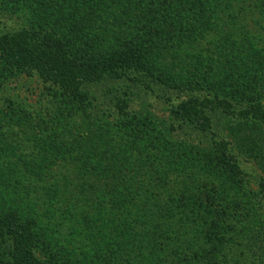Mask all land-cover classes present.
Segmentation results:
<instances>
[{
	"label": "rangeland",
	"instance_id": "rangeland-1",
	"mask_svg": "<svg viewBox=\"0 0 264 264\" xmlns=\"http://www.w3.org/2000/svg\"><path fill=\"white\" fill-rule=\"evenodd\" d=\"M8 1L0 8L12 14L1 15L0 28L19 27L13 14L21 12L35 30L67 35L48 1ZM72 19L94 54L136 43L149 23L161 28L174 19L182 34L153 40L148 63L156 82L98 86L76 99L34 73L0 70V210L25 211L45 260L124 264L126 249L144 246L153 262L156 248L167 247L160 236L174 230L167 227L173 211L189 247L203 246L199 264H229L239 243L263 252L264 117L246 115L245 101L251 83L264 85V0L112 1ZM196 80L201 91L192 90ZM192 98L202 124L183 117ZM255 100L264 108V91ZM222 162L233 163L235 178ZM224 210L238 232L218 241L212 233ZM95 229L92 246L86 236ZM169 254L157 264L169 263ZM257 261L264 264V255Z\"/></svg>",
	"mask_w": 264,
	"mask_h": 264
},
{
	"label": "trees",
	"instance_id": "trees-1",
	"mask_svg": "<svg viewBox=\"0 0 264 264\" xmlns=\"http://www.w3.org/2000/svg\"><path fill=\"white\" fill-rule=\"evenodd\" d=\"M3 1L7 0H0V2ZM112 1L119 3H134L135 0H46L47 4L45 3V5L47 12L48 10H51V12L54 13V18H65L62 28H67V35L65 37L62 35L63 32L59 33L58 36L51 30H47V28L35 30L33 27L27 25L25 22L26 17L23 13L19 12L13 14V17L17 19V22L20 23L21 21V23L20 26L16 28H0V70L3 71V74L17 73L20 75H29L34 73L43 83L50 87L58 88L61 95L67 96L69 99L82 97L86 93L93 94V90L89 89L98 86H114L126 81L129 83L132 82L135 87V85H139V82H145V79H148L146 84L156 82V77L152 79L153 81L150 80V72L152 69H150L151 67L148 63V59L149 55L152 54L151 44H153V40L159 34L164 35V37L168 32L182 34L180 25H178V22L174 21V19H171L169 24H166L161 28L159 26L157 27L156 23H149L146 27V33L140 35L138 38V41L142 42L138 43L137 41L132 44L129 42V44H126V46L121 49L118 48L105 54H94L90 50L92 45L86 40V38H83V36H86L83 32L82 26L79 22L76 23L73 21L72 17L76 12L79 13L82 10L90 8H106L108 7V3ZM14 2H18V0H14ZM8 13L11 12L0 8V18L1 15H8ZM45 15L43 16L42 14V17L45 18L47 16ZM56 25L61 28L58 23H56ZM69 33L72 34V37L68 38ZM258 61L260 68H264V57H261ZM1 77L2 75H0V79ZM230 79H232V77H230ZM201 80L203 81L204 79L201 77ZM233 85L234 84L230 83L228 86L231 88ZM175 86L178 87V85H174V88H176ZM258 88H260L259 85L251 83L250 89H247L249 91L246 95L247 101L245 102L246 104L248 102V104L246 106L247 111H245V114H252L253 117L255 116V118L259 117L262 119L264 117V108L259 102L257 103L255 99L262 95L264 85L261 86L263 89L262 91ZM192 90L201 91V83L196 80ZM217 92H221V90H217ZM234 93L236 95V90ZM129 95V97H131L134 96L135 93L131 90ZM236 97L239 98L238 96ZM194 98H192L188 105H183L181 108L184 112L183 117L190 121L191 118H194V120L199 121L200 124H202L203 118L200 117L201 113L198 112L196 106H194L198 100ZM236 101L241 103V99H236ZM216 104L218 103L216 102ZM219 105L222 104L219 103ZM117 107L118 109L123 110L124 107H126V104L123 105L122 102H119ZM224 164L225 162H222V165L219 166H221L229 178H235L237 173L233 169V163L230 162L226 166H224ZM15 188L12 190H17ZM3 192H5L4 187H1L0 185V193ZM18 196L19 194L17 192L15 196L12 197L16 199ZM19 199H22V197L20 196ZM14 203V205H17L18 201H15ZM24 212L25 211L16 208H5L4 210H0V264L69 263V261H64L60 258L45 260L37 253L36 247L33 243L34 236L33 231L31 230V223L28 221ZM173 214L168 219L167 227L174 230H169L167 231L168 234L160 236L166 241L167 247L156 248V255L153 257L154 259L156 258L155 261L150 262L151 260L149 259H151V256H145L144 246L137 250L131 246L129 249L125 250L127 256L126 259H124V264H130L129 261H127L129 258L132 259V261L135 260L133 261L135 262L134 264H157L158 261H162L164 252L166 253L167 248L170 249L169 263L167 264L200 263L203 246L202 248L197 247V249H191L189 247L188 241L185 237L186 232H184V228H182V223L184 221L182 222L177 219L176 216L179 213L176 211H173ZM221 214L222 216L219 215L221 218L218 219V222L214 223L215 230L212 233L213 237L215 236L218 241L225 239L226 234L230 236L238 232L237 225L233 220V213L224 210ZM95 231L98 230L95 229L94 231H91V234H87L86 236L87 242L89 241V244L92 246L97 241V237H95L96 234L94 233ZM254 236L255 235L253 234L251 237L252 240ZM230 241L227 239L225 240L227 244L230 243ZM239 246L242 249L239 253L235 252L234 245L231 247L234 255L233 253L231 254L230 262L238 258L242 259L244 262L240 264H260L257 259H262V256L264 255L262 249L259 251L258 248L253 247L252 243L250 245L252 248L248 247L249 244L244 245L239 243ZM84 247L87 248L88 244H84ZM101 252L100 256L106 257L110 250H108L106 246ZM230 262L229 264H233ZM106 263L107 261L105 260L103 264ZM69 264H76V262H70Z\"/></svg>",
	"mask_w": 264,
	"mask_h": 264
}]
</instances>
